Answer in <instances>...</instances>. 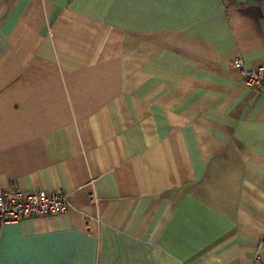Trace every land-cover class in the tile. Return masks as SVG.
<instances>
[{
  "label": "crops",
  "instance_id": "crops-1",
  "mask_svg": "<svg viewBox=\"0 0 264 264\" xmlns=\"http://www.w3.org/2000/svg\"><path fill=\"white\" fill-rule=\"evenodd\" d=\"M264 0H0V190L69 209L0 226V264L264 256Z\"/></svg>",
  "mask_w": 264,
  "mask_h": 264
},
{
  "label": "built area",
  "instance_id": "built-area-1",
  "mask_svg": "<svg viewBox=\"0 0 264 264\" xmlns=\"http://www.w3.org/2000/svg\"><path fill=\"white\" fill-rule=\"evenodd\" d=\"M231 67L240 73L246 86L264 91V67L246 68L239 57L232 60ZM69 207L67 196L57 191H26L20 188L0 190V224L62 215ZM253 264H264L261 251H256Z\"/></svg>",
  "mask_w": 264,
  "mask_h": 264
},
{
  "label": "rangeland",
  "instance_id": "rangeland-1",
  "mask_svg": "<svg viewBox=\"0 0 264 264\" xmlns=\"http://www.w3.org/2000/svg\"><path fill=\"white\" fill-rule=\"evenodd\" d=\"M17 222V221H16ZM8 223H15V222H7V223H3V224H0V226L4 225V224H8Z\"/></svg>",
  "mask_w": 264,
  "mask_h": 264
},
{
  "label": "trees",
  "instance_id": "trees-1",
  "mask_svg": "<svg viewBox=\"0 0 264 264\" xmlns=\"http://www.w3.org/2000/svg\"><path fill=\"white\" fill-rule=\"evenodd\" d=\"M12 188H15V187H12Z\"/></svg>",
  "mask_w": 264,
  "mask_h": 264
}]
</instances>
